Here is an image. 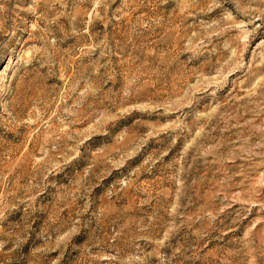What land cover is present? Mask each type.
<instances>
[{
  "label": "rangeland",
  "instance_id": "1",
  "mask_svg": "<svg viewBox=\"0 0 264 264\" xmlns=\"http://www.w3.org/2000/svg\"><path fill=\"white\" fill-rule=\"evenodd\" d=\"M0 264H264V0H0Z\"/></svg>",
  "mask_w": 264,
  "mask_h": 264
}]
</instances>
